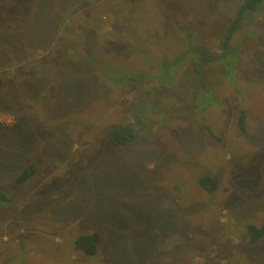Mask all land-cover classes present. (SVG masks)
<instances>
[{"label": "rangeland", "instance_id": "1", "mask_svg": "<svg viewBox=\"0 0 264 264\" xmlns=\"http://www.w3.org/2000/svg\"><path fill=\"white\" fill-rule=\"evenodd\" d=\"M242 3L0 0V264H264V0L223 44Z\"/></svg>", "mask_w": 264, "mask_h": 264}, {"label": "trees", "instance_id": "2", "mask_svg": "<svg viewBox=\"0 0 264 264\" xmlns=\"http://www.w3.org/2000/svg\"><path fill=\"white\" fill-rule=\"evenodd\" d=\"M135 1V0H132ZM262 2V0H243V3L240 5L237 15L231 24L228 27V31L224 38V46H229V43L236 33L237 30L242 25V16L245 11L248 10H255L258 5ZM211 59V57H210ZM1 85V79H0ZM237 125L240 130H246V114L244 110H241L239 113ZM137 138V132L134 128L129 126H122L111 130L107 135V144L109 146H124L132 142ZM34 174V168L29 166L25 168V170L19 175L16 182L13 186H18L24 182H26L29 178L32 177ZM199 185L207 190V191H214L217 187V181L210 177V176H202L199 178ZM6 199L5 193L0 191V200ZM247 232L249 234V241L250 243H256L260 238L264 237V226H256L253 224H249L247 226ZM101 239V235L98 231H94L88 234L79 235L75 239L74 247L76 250L82 251L86 255L92 256L96 254L97 245L99 244Z\"/></svg>", "mask_w": 264, "mask_h": 264}, {"label": "crops", "instance_id": "3", "mask_svg": "<svg viewBox=\"0 0 264 264\" xmlns=\"http://www.w3.org/2000/svg\"><path fill=\"white\" fill-rule=\"evenodd\" d=\"M16 80H17V78H16ZM16 80H15V81H16ZM190 264H194V263H190Z\"/></svg>", "mask_w": 264, "mask_h": 264}]
</instances>
